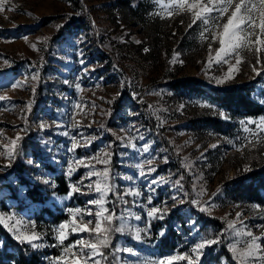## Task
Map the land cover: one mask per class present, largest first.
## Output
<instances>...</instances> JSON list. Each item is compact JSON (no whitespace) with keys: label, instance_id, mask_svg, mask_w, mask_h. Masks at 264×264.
<instances>
[{"label":"rangeland","instance_id":"374dc122","mask_svg":"<svg viewBox=\"0 0 264 264\" xmlns=\"http://www.w3.org/2000/svg\"><path fill=\"white\" fill-rule=\"evenodd\" d=\"M77 1L83 7L77 8ZM150 1L152 9L144 24L121 14L119 0H6L0 11V96L7 97L0 101V176L8 174L20 151L19 162L27 166L24 174L31 180L49 181L45 183L49 188L55 185L50 173L42 170L40 157L34 159L29 149H17L16 138L32 129L31 139L40 156L60 173L77 175L74 188L79 191L53 192L44 204L25 202L22 208L14 198L5 197L8 187H1L0 226L13 239L34 233L39 237L34 241L38 247L25 244L48 250V264H64V259L57 258L71 259L73 252L81 255L82 245L76 241L98 243L94 233L73 232L72 228L74 223L88 224L89 220L93 223L88 226L94 227L95 217L87 213L100 208L90 201L101 199L97 183L101 189L108 183L112 192L103 197L104 207H115L111 227L123 226L124 230L108 234L109 246L99 249L103 252L102 258L97 257L100 264H159L170 256L189 257L173 259L172 264H264L259 259L264 252L256 251V259L242 256L247 250L245 241L250 240L247 232L264 236V191L251 201L244 199L245 194L236 201L227 194L232 180L247 178L264 166V111L257 116L231 117L217 105L170 85L185 77L197 79L207 88L252 83L255 98L264 106V52L243 48L225 57L227 63L224 59L217 62L218 34L226 16L219 27L204 32L206 25L202 21L192 24L193 15L186 7L174 6L171 0ZM253 2L258 5V0ZM81 11L89 17H84L86 24L80 28L71 24L70 32L64 29ZM213 35L217 36L215 42ZM230 68L233 78L217 84L215 78L223 79ZM39 88L42 97L37 99ZM74 142L79 146L70 151ZM166 144L172 146L190 176V199L180 178H174L166 167L170 160ZM149 161L155 171L141 177L138 165L147 172ZM8 179L21 199L24 187L14 177ZM152 180L161 182L151 184ZM130 190L142 195H124ZM73 191L83 199V206L72 203ZM43 206L65 218L41 226L39 231L36 220ZM152 207L167 214L163 219L150 218L147 213ZM172 211L185 227L178 217L170 216ZM198 213L224 224L222 239L231 261L228 254H217L220 238L200 231L203 223L197 221ZM168 220L182 240L176 248L161 249L158 240L166 234ZM64 223L66 238L61 243L57 237ZM137 227L142 230L140 241L134 238ZM217 238L218 243L199 254L194 251L205 239ZM257 243L264 247V240ZM126 248L133 254L124 251Z\"/></svg>","mask_w":264,"mask_h":264},{"label":"trees","instance_id":"16d2710c","mask_svg":"<svg viewBox=\"0 0 264 264\" xmlns=\"http://www.w3.org/2000/svg\"><path fill=\"white\" fill-rule=\"evenodd\" d=\"M119 2L122 3L120 10L121 14L134 17L144 24L147 23V16H149L153 5L150 0H119ZM75 6L77 8H81L83 7V4L80 1H77L75 2ZM83 14V11H81L79 18L66 23L63 26L64 29L68 32L72 31L73 28L71 27V24H73L75 28L84 26L86 24L84 17L86 19H89V17ZM170 85L175 89H179L180 92H186L192 97H200L211 104L217 105L221 109L228 112L231 117L236 115L239 117L257 116L264 111V106L260 104L254 96V85L252 83L207 88L199 80L185 77L171 82ZM41 91V88H39L36 93L37 99L42 97ZM33 135L34 131L32 129H28V133L23 135L21 137L22 139H19L17 149L21 151L29 149L34 159H39L40 157L41 159L38 161L43 167L42 170L47 171L48 174L50 173L55 185L52 188H49L43 180H31L26 174H24V169L27 166L19 162L18 157L20 155V151H17V160L14 161L8 174L0 176V188L7 186L9 193L6 194L5 197L14 198L16 200L17 207L22 208L26 205L24 201L25 199H28L30 203L44 204L53 192L57 194H66L77 185V175L66 176L63 173H60L52 164L40 156L39 152H37L36 143L31 139ZM165 148L168 151V157L170 159L166 167H168L169 173H171L174 178H180L181 182L185 186L186 196L190 199L192 197L190 176L181 166L178 158L175 157L176 154L172 149V146L166 144ZM9 176L14 177L13 181L24 187V196L21 199L18 197L17 188L12 186L11 182H9ZM246 177L247 178H237L230 182L231 184L227 188V194L233 201L243 199L242 197L244 194L246 195V198L244 199L251 201L260 196L262 191H264V166L257 171L254 170L250 174H247ZM72 198V203H75V205H84L83 199L78 197L74 191ZM115 206L119 207L118 205ZM107 208L109 209L108 214L112 211H116L115 207L110 204H107ZM170 216L174 217V219L178 217L173 211L170 213ZM64 218V214L58 213L55 209L48 206H43L41 213L37 216L36 225L40 231L41 226H49L51 222L59 223L64 220ZM177 219H179V221L183 224L182 227H185L181 217H178ZM197 219L198 222L203 223L200 225L201 232L211 238H220L221 242L218 246L217 254L219 256L225 254L227 255L228 252L225 248L226 241L225 238L222 239V235L225 236L224 224L219 220L207 217L204 213H198ZM165 223L167 230L163 237H159V247H161V249L176 248L178 242L182 239L179 234H176L175 230H173L171 220L165 221ZM169 237H171L172 240L170 242L168 241ZM0 242L2 243L0 246V264H48V260L46 258L48 250L38 251L32 249L25 243H20L19 241L13 239L4 229L1 228V226ZM226 257L229 261H231V256H229V254ZM217 258L218 256L213 257L215 260Z\"/></svg>","mask_w":264,"mask_h":264},{"label":"snow or ice","instance_id":"6c2138e0","mask_svg":"<svg viewBox=\"0 0 264 264\" xmlns=\"http://www.w3.org/2000/svg\"><path fill=\"white\" fill-rule=\"evenodd\" d=\"M6 3V0H0V11L4 10V5ZM157 3H159V0H157ZM171 4L174 6H177L181 9H184L185 7L189 12L193 15V21L192 24H195L197 21H202L206 27L204 29V32H209L211 26L219 27V21L222 20L226 16V22L222 25V32H220L219 35V45L220 47L216 49V59L217 62H219L221 59H224L225 57L231 56L232 54L238 52V50L247 48L249 51H255L257 53L264 52V0H258L257 3L253 2V0H208L207 3L204 2V0H171ZM13 10V9H9ZM215 14V16H213ZM172 12H168V16H171ZM192 24L189 25V27H192ZM62 27V26H61ZM259 31V34H256V31ZM202 36H204V33H201ZM255 36V39L253 37ZM207 37H205L206 39ZM217 39L216 35L212 36L213 42H215ZM139 43V41H137ZM35 47V45H33ZM209 50L211 53V44H209ZM145 51H148L145 49ZM82 55V54H81ZM224 62L227 63V59H224ZM241 61L237 59V64H239ZM83 63V61H81ZM257 63H260V60L257 59ZM253 70L255 71V66H253ZM232 69H229V74L225 76L223 79L221 78H215V82L217 84H223L227 80L232 79L231 75ZM12 87H16V84H13ZM79 88V85H77ZM7 99L5 96H0V101H3ZM202 107H212V105L203 104ZM221 116H224V113H220ZM227 118V117H225ZM261 124L264 125V117H261ZM258 127H260L258 125ZM44 125H41V129L43 130ZM262 131H264V128H261ZM16 139H22L21 137H17ZM13 144H15V141H13ZM79 145L75 142L72 145V149L70 151L77 148ZM212 147H215L213 145ZM145 148H147V145H145ZM9 155H12V153H9ZM107 155V154H106ZM29 163H33V161H29ZM105 163H107V160H105ZM149 168L148 171L145 172L143 170L142 165H138V167L141 169L139 172V175L141 177L146 175H151L153 171H155L154 168H152L151 161L148 162ZM10 166V165H7ZM6 166V167H7ZM245 171H250V169L245 166ZM69 174H71V169L69 170ZM105 179L107 180L109 173L108 170L105 169L103 173ZM131 179V178H129ZM161 181L158 180H152L150 181L151 184H156ZM44 183H49V181H44ZM179 183V182H177ZM74 191H79V189H73ZM96 191L100 193L101 199L90 201L91 204L99 206L100 210L96 212L89 211L87 215L94 216L95 222L94 227H89L88 224H92L93 221L89 220L88 224H75L72 228L73 232L78 233H94L95 238L98 241V243H90V242H82V241H76L77 245H82L79 249L80 256H77L75 252L71 254V259L68 258H57L64 259V264H89V261H92V264H100V259H97V257L102 258L103 252L99 251L101 247H108L109 246V240H108V234L111 231H123L124 228L121 226L120 228L113 229L111 227L113 220H114V214L109 213V210L104 207L105 201L103 200V197L108 195L110 192H112L111 185L108 183H105L104 188L101 189V185L97 183L96 185ZM72 193L70 192L69 195ZM131 194L133 196H141L142 193L137 190H130L129 192L125 193L124 195ZM117 195H120L117 193ZM122 198V197H121ZM174 200L177 199L176 197L173 198ZM149 200H151V197H149ZM192 203H197V201H192ZM256 207H259L258 205ZM202 211L204 209H201ZM76 211H79L77 209ZM167 214V211H162L159 208L152 207L147 215L148 217H156L159 219H163L164 215ZM241 214L237 213V216L239 217ZM136 220H140V216L135 217ZM107 224L108 227H104L103 225ZM66 227V223L60 225L59 229V235L57 239L62 243L64 241L65 232L64 228ZM229 227H233V225H229ZM147 231V230H144ZM141 232L142 230L140 228L135 229V239L137 241L141 240ZM160 235H163V230L161 231ZM247 236L250 238V240L245 241L247 244V250L242 254L243 257L247 258H253L256 259L257 257L254 256V253L256 251L264 252V247L261 246V244L257 243L259 240H264V236H254L252 232H247ZM15 239L19 241L20 243H28L32 248L38 247V245L34 242L37 239H39L38 236H36L34 233L32 235H16ZM219 242V239H205L203 242L199 243L196 246V251L198 254L205 248L211 247L212 245ZM85 249L87 250V253H85ZM124 251L128 252L129 254H133V250L131 248H126ZM199 258V255L198 257ZM173 259H189V257H168L165 260H160L159 264H172ZM259 259L264 260V256L259 257ZM190 264H196L195 261H190Z\"/></svg>","mask_w":264,"mask_h":264}]
</instances>
